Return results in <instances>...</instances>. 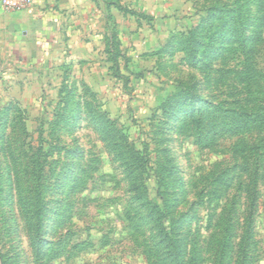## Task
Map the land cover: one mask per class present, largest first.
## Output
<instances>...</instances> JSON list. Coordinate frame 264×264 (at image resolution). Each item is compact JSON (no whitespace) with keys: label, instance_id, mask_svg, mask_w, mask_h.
<instances>
[{"label":"rangeland","instance_id":"rangeland-1","mask_svg":"<svg viewBox=\"0 0 264 264\" xmlns=\"http://www.w3.org/2000/svg\"><path fill=\"white\" fill-rule=\"evenodd\" d=\"M102 1L50 58L11 54L0 32V264H173L129 204L128 165L187 264H264V0ZM236 3L245 37L263 27L249 54L228 37ZM156 160L172 170L160 193ZM40 191L34 245L24 203Z\"/></svg>","mask_w":264,"mask_h":264},{"label":"trees","instance_id":"trees-1","mask_svg":"<svg viewBox=\"0 0 264 264\" xmlns=\"http://www.w3.org/2000/svg\"><path fill=\"white\" fill-rule=\"evenodd\" d=\"M239 1V0H238ZM238 4V3H236ZM253 4V3H252ZM239 9L241 8V11H239V9L237 8V11H233L232 13H237L233 20V22L231 23L230 29L229 31L231 32L229 36L231 37H236L237 39H239V45L241 47L246 48L248 51L247 53L249 54L251 51L254 50V48L257 45V41L260 42L261 40V30L263 27H261L260 24L255 25L253 29V31L256 33L254 37H245V28L246 25L242 24L241 21V17L242 15V4H238ZM211 11H213V13H211L210 15V19H214V17L218 16V15H222V13H224V8L222 7H211L210 9ZM209 10V11H210ZM264 19V14L263 17ZM263 24V23H262ZM205 26L208 27H214V24L212 23V21H208L205 23ZM243 26V27H242ZM252 26V25H251ZM253 32V33H254ZM227 35V34H226ZM225 38V35L223 36L222 39ZM227 39V38H225ZM238 41V40H237ZM235 41V42H237ZM219 49V47H217ZM201 102L202 104H204L203 107H201V121L203 119L207 120V119H211L213 116L212 114H210L211 109H218V106L216 104H213L212 101L208 98H204L202 99L201 97ZM247 115L248 119H246L244 121V124L246 126L249 125H254L255 123H257L258 121H260V119L258 117H252L249 118V114L245 113V111H242L240 114H238V116H242V115ZM243 124V120L242 122H238L236 124L237 127H240V125ZM201 128H204L201 126ZM165 148V147H164ZM144 152L143 150L141 151V153ZM161 153H165L164 149L161 151ZM163 158H166L165 156ZM139 161H141V164L144 165H148L149 163V155L147 153L143 154L140 156ZM156 169H154V173L156 174L157 170H158V176L157 178L159 179V187L157 189V192H161V190H159L161 188V186L166 185L165 183V177L163 176V174L167 175V173H165V171L163 170H167L169 171V175H170V171H172L169 167H162L160 160H156ZM127 162V161H126ZM128 164V163H127ZM127 172L130 183L128 188L130 189V191H133V195H134V201H129V204L132 206V204L139 202L140 203V208L144 209V211H147L146 218L147 219H154L155 222H153L154 227L158 230V234L161 236V241L159 242L161 251H162V257L165 261H167V263L172 262L173 264H187L188 262H185L183 259V254L185 252V245L182 243L183 239H179L176 235V232L174 230V228L171 226V224L168 222L167 217L164 215V209L162 210V208L156 203H152L151 200L146 201V199L144 198V196L142 195V192L140 191L141 188H144V184L143 181L145 180L144 178H140L142 182L136 183L135 180L137 178H139L141 176V173H139L140 171H138L137 168H131L130 165H128L127 167H125L124 172ZM14 185V184H13ZM38 188L41 186H37ZM43 188H45V185L42 186ZM50 186H47V189ZM10 189H12V187H10ZM13 189L15 190V193L17 192L18 186L15 185L13 187ZM39 191V189H38ZM37 191V192H38ZM29 192L32 193L33 192V188L30 187ZM36 192V191H34ZM40 195V197H39ZM39 197V198H38ZM25 205V209H26V213H25V217H26V223L28 225L29 231L31 233V243H33L34 245H37L38 243H42L44 242L43 238V233H42V222H43V212L45 211V205H47L46 203L43 202V199L41 198V191L40 194H38V196L36 197V199L33 200H29L27 201V203H24ZM163 207V205H162ZM164 208V207H163ZM166 217V218H165ZM168 222V225H166V223ZM48 243V242H47ZM184 246V247H183Z\"/></svg>","mask_w":264,"mask_h":264},{"label":"crops","instance_id":"crops-1","mask_svg":"<svg viewBox=\"0 0 264 264\" xmlns=\"http://www.w3.org/2000/svg\"><path fill=\"white\" fill-rule=\"evenodd\" d=\"M102 3V0H35L30 8L19 11L0 6V32L4 31L3 40L10 43L11 54L16 47L20 58L43 60L65 45L76 26L90 21Z\"/></svg>","mask_w":264,"mask_h":264},{"label":"built area","instance_id":"built-area-1","mask_svg":"<svg viewBox=\"0 0 264 264\" xmlns=\"http://www.w3.org/2000/svg\"><path fill=\"white\" fill-rule=\"evenodd\" d=\"M35 0H0V6L8 11H19L30 8Z\"/></svg>","mask_w":264,"mask_h":264}]
</instances>
